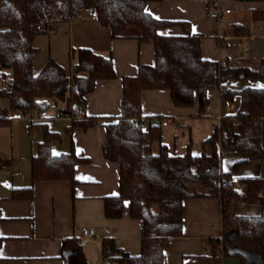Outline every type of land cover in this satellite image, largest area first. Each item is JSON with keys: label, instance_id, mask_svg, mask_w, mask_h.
<instances>
[{"label": "trees", "instance_id": "trees-1", "mask_svg": "<svg viewBox=\"0 0 264 264\" xmlns=\"http://www.w3.org/2000/svg\"><path fill=\"white\" fill-rule=\"evenodd\" d=\"M151 1L160 0H0V77L4 81L0 94H5L9 102L0 112V125L10 121V112H45L50 100L62 101V112L76 114L80 108L85 110L87 95L99 80L117 79L112 54L90 48L73 51L75 61L70 72L50 59L38 74L34 73L33 60L38 52L35 38L60 22L71 21L81 10H94L113 39L153 41L155 63H140L136 75L123 78L120 114L105 124V157L120 166V194L105 198V215L110 219L122 217L128 199L131 216L142 223V250L140 255L132 256L108 237L102 242L103 256L111 264H164L171 239L183 235L184 200L214 197L222 201L223 236L213 238L212 243L225 254L241 257L244 264L248 254L259 257L264 264V178L243 175L246 168L264 157V88L246 87L224 93L227 100L240 95L241 105L236 113L221 118L215 125L199 155H194L191 148L183 155H172L163 143L160 123L145 115L142 105L145 90L167 89L176 106L191 107L198 101L204 113L211 89L230 79L264 80V58H205L203 36L193 33L188 22L155 18L146 9ZM172 25L182 26L185 33L159 32ZM71 121L70 129L87 130L97 123L96 118L86 114ZM44 129L47 135L52 134ZM49 136L32 159V178L75 182V167L89 159L74 151L54 155ZM223 143L224 148L243 156L230 172L224 171L222 165ZM14 194L16 198L31 199L33 187L15 188ZM255 200L260 203L259 213L239 212L243 201ZM63 257L67 264H88L76 237L64 240Z\"/></svg>", "mask_w": 264, "mask_h": 264}, {"label": "crops", "instance_id": "crops-1", "mask_svg": "<svg viewBox=\"0 0 264 264\" xmlns=\"http://www.w3.org/2000/svg\"><path fill=\"white\" fill-rule=\"evenodd\" d=\"M146 9L159 20L188 22L193 33L203 36L202 51L207 59L264 58V2L160 0L149 2ZM218 9L230 13L218 16ZM159 32L185 33L180 25L162 27ZM34 45L38 49L33 60L35 74L50 59L70 72L73 51L90 48L112 54L118 77L99 80L87 95L85 114L97 119L92 128L70 129L71 120L55 119L60 112L54 116L38 112L19 116L14 111L9 113L10 121L0 125V264H67L63 242L72 237L80 240L88 264L105 262L102 242L108 237L125 252L138 256L142 250V223L131 216L130 201L125 200L122 217L110 219L105 215V198L120 194V166L105 157V124L120 114L123 78L136 75L140 63H155V44L140 43L136 38L113 39L111 31L97 20L95 11L83 9L71 21L58 23L53 32L37 36ZM3 86L0 77V88ZM246 87L264 88V80L230 79L211 89L210 103L204 113L198 101L191 107H178L169 90H145L143 111L160 123L163 143L172 155H183L189 148L199 155L203 141L212 135L215 125L221 118L236 113L241 105L240 95L227 100L224 93ZM0 97L7 99L5 94ZM32 123L43 126L32 127ZM43 129L52 134L47 135ZM262 135L264 145V121ZM47 136L54 155L74 151L77 156L89 159L88 163L75 167V182L32 178V159ZM240 159L232 155L223 157L224 171H232ZM243 175L264 178V157L246 168ZM30 186L33 187L31 199L14 197L15 188ZM90 229L96 231L95 236L84 235V230ZM222 236L221 199L186 198L183 235L171 239L164 264H244L241 257L225 254L212 243L213 238ZM247 257V264H263L253 254Z\"/></svg>", "mask_w": 264, "mask_h": 264}, {"label": "rangeland", "instance_id": "rangeland-1", "mask_svg": "<svg viewBox=\"0 0 264 264\" xmlns=\"http://www.w3.org/2000/svg\"><path fill=\"white\" fill-rule=\"evenodd\" d=\"M137 30V29H135ZM73 61H75V59L73 58ZM57 102V103H56ZM8 105V101L5 97H0V111L4 110ZM63 109V102L62 101H56V100H50V107L47 111L43 112L44 115L46 114L47 116H54L56 115V112H60ZM56 120H59L57 118H55ZM63 120H68L67 118H63ZM223 151H224V155L223 157H227L228 155H232L234 157L238 158H243L242 155L235 153L234 151H230L227 148H224V146H222ZM156 152L158 151V147H155ZM239 212L241 214H248V215H252V214H257L260 212V203L259 201H244V203L240 206Z\"/></svg>", "mask_w": 264, "mask_h": 264}, {"label": "built area", "instance_id": "built-area-1", "mask_svg": "<svg viewBox=\"0 0 264 264\" xmlns=\"http://www.w3.org/2000/svg\"><path fill=\"white\" fill-rule=\"evenodd\" d=\"M217 15L218 16H221L223 14H226V13H230V10H225V11H221V10H217ZM49 32H53V30H49ZM27 112H25L24 110H17L16 111V115H19V116H23L25 115ZM85 116V111L80 108L76 114H66L64 112H61V113H58L57 114V118L58 119H63V118H67L69 120H72L74 117H79V118H83ZM226 143H223L222 146H224ZM84 235L85 236H95L96 235V231L93 230V229H90V230H84ZM105 263L106 264H111V262L109 260H105Z\"/></svg>", "mask_w": 264, "mask_h": 264}]
</instances>
